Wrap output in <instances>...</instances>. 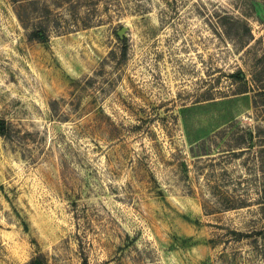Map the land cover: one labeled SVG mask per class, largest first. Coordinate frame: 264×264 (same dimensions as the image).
I'll return each mask as SVG.
<instances>
[{
  "label": "rangeland",
  "instance_id": "1",
  "mask_svg": "<svg viewBox=\"0 0 264 264\" xmlns=\"http://www.w3.org/2000/svg\"><path fill=\"white\" fill-rule=\"evenodd\" d=\"M29 1L0 0V264H264V0Z\"/></svg>",
  "mask_w": 264,
  "mask_h": 264
},
{
  "label": "trees",
  "instance_id": "2",
  "mask_svg": "<svg viewBox=\"0 0 264 264\" xmlns=\"http://www.w3.org/2000/svg\"><path fill=\"white\" fill-rule=\"evenodd\" d=\"M84 27L89 28L91 27V24H86ZM28 38L37 42H47L49 37L47 33L42 29H31V31L28 34ZM231 77L237 78L239 81H245V78L241 72H236ZM4 132H5V122L0 121V135L4 136Z\"/></svg>",
  "mask_w": 264,
  "mask_h": 264
}]
</instances>
